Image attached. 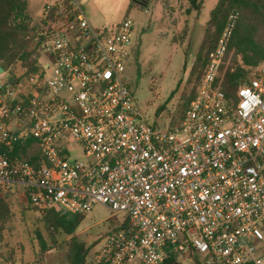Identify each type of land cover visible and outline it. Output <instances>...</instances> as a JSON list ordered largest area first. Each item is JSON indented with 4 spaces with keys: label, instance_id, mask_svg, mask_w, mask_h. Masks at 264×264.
Instances as JSON below:
<instances>
[{
    "label": "built area",
    "instance_id": "1",
    "mask_svg": "<svg viewBox=\"0 0 264 264\" xmlns=\"http://www.w3.org/2000/svg\"><path fill=\"white\" fill-rule=\"evenodd\" d=\"M237 21L181 120L159 129L123 79L132 21L96 28L81 0H48L40 71L0 83V195L21 187L41 214L127 215L93 264H264V70L233 97L216 83ZM28 139L45 165L10 158Z\"/></svg>",
    "mask_w": 264,
    "mask_h": 264
},
{
    "label": "rangeland",
    "instance_id": "2",
    "mask_svg": "<svg viewBox=\"0 0 264 264\" xmlns=\"http://www.w3.org/2000/svg\"><path fill=\"white\" fill-rule=\"evenodd\" d=\"M47 1L28 0V13L33 24H41ZM144 2L148 3L146 7ZM217 2L204 0L198 15L195 11L187 13L189 0H81L87 18L96 28L132 21L133 48L123 79L149 125L167 129L173 120H181V93L202 41L205 25ZM259 70H264V64L255 69L251 77ZM15 73L19 75L21 71L15 70ZM9 76L6 73L0 83L4 84ZM70 160L86 162L87 158L75 146ZM8 203L10 215L0 221V264H39L41 247L37 232L45 235L53 247L43 255L44 264H66L70 238L59 236L57 245L53 246L41 221V213L29 208L25 195L8 196ZM115 218L120 222L124 220L123 215H114L108 208L96 205L81 224L77 238L91 247V262L106 239L114 233Z\"/></svg>",
    "mask_w": 264,
    "mask_h": 264
},
{
    "label": "trees",
    "instance_id": "3",
    "mask_svg": "<svg viewBox=\"0 0 264 264\" xmlns=\"http://www.w3.org/2000/svg\"><path fill=\"white\" fill-rule=\"evenodd\" d=\"M189 2L187 13L195 11L200 15L204 0ZM233 14H238V21L217 78V85L227 96L233 97L237 89L251 78V73L264 64V0H218L205 25L202 41L181 93V118L195 98L209 56ZM40 25L33 24L28 13V0H0V65L11 77L20 79L40 71L39 62L42 55L39 49L45 39L36 32ZM15 70H20L21 74L18 75ZM176 123V120H173L171 127ZM9 155L12 160L25 159L37 167L46 164L40 149L32 139L16 144ZM29 208L37 211L31 205ZM9 215L8 195H0V221L6 220ZM85 219L86 215L83 214L63 215L56 210L41 214V221L53 246L57 245L59 236L70 238L66 264H93V261L89 260L91 247L79 242L77 238V232ZM113 223L116 233L129 226V217L124 216L121 222L115 218ZM37 237L41 247L39 264H44L43 255L53 247L42 233L37 232ZM173 263V258L167 262ZM196 264L201 263L196 259Z\"/></svg>",
    "mask_w": 264,
    "mask_h": 264
},
{
    "label": "crops",
    "instance_id": "4",
    "mask_svg": "<svg viewBox=\"0 0 264 264\" xmlns=\"http://www.w3.org/2000/svg\"><path fill=\"white\" fill-rule=\"evenodd\" d=\"M146 5H148V3L146 4ZM146 7V6H145ZM7 195L9 196V197H19V196H22V195H24V193H23V188H21V187H19L18 188V190L17 191H10V192H8L7 193ZM32 263H37V262H32ZM29 264V263H28ZM38 264V263H37Z\"/></svg>",
    "mask_w": 264,
    "mask_h": 264
},
{
    "label": "water",
    "instance_id": "5",
    "mask_svg": "<svg viewBox=\"0 0 264 264\" xmlns=\"http://www.w3.org/2000/svg\"><path fill=\"white\" fill-rule=\"evenodd\" d=\"M144 1H147V0H144ZM146 4H147V2H144L143 6L145 7ZM4 72H5L4 68L0 65V73H4Z\"/></svg>",
    "mask_w": 264,
    "mask_h": 264
}]
</instances>
